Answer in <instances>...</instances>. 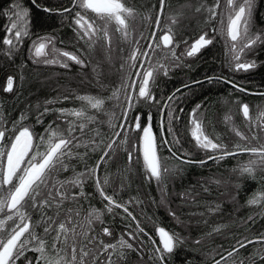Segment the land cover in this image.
I'll list each match as a JSON object with an SVG mask.
<instances>
[{
  "label": "trees",
  "instance_id": "16d2710c",
  "mask_svg": "<svg viewBox=\"0 0 264 264\" xmlns=\"http://www.w3.org/2000/svg\"><path fill=\"white\" fill-rule=\"evenodd\" d=\"M223 0H220V3ZM14 2L21 3L23 7L30 10V35L23 40L11 55L8 48L2 42L6 38V28L10 25V9ZM127 7L133 10V16L127 18L128 39H123L121 34L111 29V47L108 48L103 39L91 49L81 40H78L74 31L73 19L75 11H82L78 7L72 12L50 14L43 11V8L63 10L72 8V0H0V114L5 121V127L11 128L13 123L19 120L22 114L27 119L22 122V126H28L37 135L44 134L45 128L50 123L53 127L59 125L61 130L67 125L58 119L56 112H50L43 117V123L37 124L36 119L40 112H43L45 102L54 100L56 103L48 105L49 108H80L82 102L76 99L77 96H97L105 99L103 110L97 112L89 109L88 114L95 116L96 122L89 125L90 129L85 133L84 138L89 139L94 132H99L96 139L105 143L113 138L115 131H120L119 123L122 117L120 101L108 99L112 92L119 88L125 80L131 83L136 78L134 69L130 67L127 59L131 47L136 46L139 40V53L148 50L151 60L155 62L159 57L166 60L170 53L161 48L153 52L148 49V44L152 41V33L156 32V40L159 43L157 34L165 30L161 26L166 24V17L173 21L167 24L171 28L176 55H180L183 63H174L169 67L167 76L159 74L152 87L156 98L161 101L157 104H146L140 102L134 111L130 113L132 118L137 113H142V123H147V113L152 112L153 131L157 137L158 155L162 157V166L169 169H177L175 174L169 173L165 178L166 189L163 195L161 188L154 180L146 179L148 173L145 172L142 158L138 151L134 153L131 163L124 155L122 147L119 153H109L105 162L100 165L97 175L103 178L107 176L109 184L105 186L108 195L121 204H126L128 210L139 221L143 233L138 235V240L133 241L128 236V232L137 234L136 222L131 220L122 208L114 209L112 213L105 210L107 201L103 200L96 191L93 180H88L84 185L85 196L77 202L66 201L64 208L78 209L80 216L77 223L84 222L89 210L97 209L102 212V222L93 221L91 231L88 236L97 237L93 245H88L87 240L82 236L78 237L77 247L86 246L89 251L85 257V264H107V253H102L99 241L106 244L116 243L123 235L125 240L133 244L136 251L126 250L125 258L117 260L113 254V260L117 264H159L158 260H149L150 256H155V247H161L160 241L155 234V225H160L170 233L176 234L180 238V243L171 254L166 255L164 264H215L217 260L221 264H264V200L257 205H250L248 201L258 195L264 194V165L259 163L254 166V175L241 174L240 168L257 159L248 153H239L229 156L224 160H207L206 151L200 150L190 134L191 125L189 117L196 105H201L197 113V118L202 121V126L206 135L215 142L223 143L229 151H234V146L241 147H261L253 146L251 138L255 136L259 129L258 124L253 126L254 120L261 122L262 138L264 140V43L258 44L248 53L249 60L255 61L256 67L245 71H232V67L226 65L222 57L221 40L218 38L212 23L220 18V9H217V17L208 20V12H204L205 7H212L216 0H165L163 11L161 12L160 0H121ZM38 5V6H37ZM159 5L160 26L156 27L155 14ZM200 8V11L196 9ZM82 14L83 11H82ZM94 14L87 13L89 19ZM207 19V26H203ZM204 21V22H203ZM97 24L98 21H97ZM253 27L262 29L259 33L264 34V0H255L252 14ZM251 26V27H252ZM167 28V29H168ZM209 34L212 43L202 48L195 56L187 57L183 55L184 47L198 33ZM142 34V35H141ZM55 37V46L61 51H68L80 55L85 60L82 67L73 62H69L68 68L59 65H46L43 58L34 59L30 49L32 42L38 37ZM52 58L51 50L48 49ZM145 64L147 58H143ZM155 60V61H154ZM139 61H137L138 63ZM171 62V63H172ZM137 65V64H136ZM123 66V67H122ZM14 80L13 90L6 92L4 85L8 79ZM209 78L211 82H209ZM218 78V79H217ZM225 80L244 88L246 91H238ZM199 82V83H197ZM188 83V84H187ZM189 85V87H185ZM177 89V101L173 105L174 115L179 119H174L171 127L176 133L180 143L173 145L172 136L167 131V111L164 113L165 120L164 138L169 141V146H159L161 139V129L159 122L162 117L160 109L167 97ZM63 97H68L67 100ZM123 99V95L121 98ZM249 106V118L242 114L241 106ZM39 106V107H37ZM180 109L183 111L181 112ZM223 112L231 117L233 127L240 129L247 140H240L234 132H231L220 119ZM112 118L113 128L109 124ZM159 121V122H158ZM248 135L246 136V133ZM257 132V133H256ZM77 134H79L77 132ZM134 134V133H132ZM121 137L116 138L117 141ZM250 138V139H249ZM84 153L85 149H78ZM191 159L193 161L207 160L203 166L197 163H181V159ZM187 153L188 156L183 154ZM103 155V149L95 152L89 151L84 160H72L77 172L84 171L85 168H93L96 162ZM73 175L72 169L63 172L58 179L64 180ZM79 192L78 188L72 189ZM190 193V197L185 199L182 194ZM132 201V203H128ZM218 206V207H217ZM215 208V211H210ZM175 213V216L171 215ZM33 221L40 220L41 213L33 210L31 213ZM47 215H54L53 210H47ZM251 217L252 219H249ZM64 213L61 212L57 223L64 220ZM75 219V218H74ZM225 225L219 232H213V228ZM108 227L112 233L110 236L103 234V228ZM87 226H85L86 230ZM80 231L81 229H77ZM37 233L42 234L43 229L38 227ZM151 238V239H150ZM155 241V244H153ZM199 241V243H197ZM255 241L241 248L239 252L228 257V253L238 247V242ZM49 251L50 240H49ZM111 251V250H109ZM38 253L27 252L26 257L35 262ZM97 259H93V256ZM142 256V258H141ZM221 257L225 259L221 260ZM17 264H25V259L21 258Z\"/></svg>",
  "mask_w": 264,
  "mask_h": 264
},
{
  "label": "snow or ice",
  "instance_id": "6c2138e0",
  "mask_svg": "<svg viewBox=\"0 0 264 264\" xmlns=\"http://www.w3.org/2000/svg\"><path fill=\"white\" fill-rule=\"evenodd\" d=\"M32 2L35 4V0H32ZM72 3V8L57 10L45 7L43 11L50 14L63 15L74 11L76 7L81 9L84 14H82V11H75L73 19L74 31L78 40L84 41L89 49L93 48L100 39L105 41L108 48L111 47L109 27L112 24L116 26V31L121 34L123 39H128L127 18L133 16L134 13L132 9L125 7L121 0H72ZM254 3L255 0H226V10L220 13V34L225 36L229 42L230 61L233 65L232 71L247 72L249 69L255 68V61L242 62V57L252 51L258 44L264 43V34L259 32L251 34L250 32ZM164 5L165 0H160L161 12ZM219 7L220 0H216L212 7L206 9L209 14V20L216 19ZM196 10L200 11L201 9L197 8ZM89 11L95 15L94 19L87 17ZM10 12L9 19L11 23L6 28L7 35L2 42L7 46L9 55L23 43L25 38L29 37L31 24L30 10L23 7L21 3L14 2ZM97 20L100 21L99 24H97ZM155 23L156 27L159 28V15ZM213 31L216 30L214 29ZM170 33L171 28L159 38V43H153L152 41L156 40V32L154 31L152 33V41L148 44V49L155 52L157 49L163 48L170 53L173 61L178 62L180 57L175 52V48L178 45L174 43L173 35ZM212 42V38L205 32L186 49L183 55L187 57L195 56L202 48L207 47ZM136 44L137 46L139 45V40L136 41ZM49 48L52 58H48ZM30 52L34 59L43 58L42 62L46 65H59L63 68H68L70 66L69 62L82 67L85 65V60L80 55L56 48L55 37L52 36L38 37L32 42ZM138 52L139 48L137 47L132 52L129 60L132 68L137 67V61L140 62L139 68H137L135 73L139 82L132 80L131 83H128L125 80L108 97L110 100L117 99L120 101L122 117L119 118L120 131H115L113 138L107 143L96 139L99 136V132H94V135L89 139L84 138L86 132L94 131L89 128V125L96 122L95 116L89 115L88 110L92 109L97 112L103 110L105 99L101 97L77 96L76 99L82 102V107L80 108L53 109L49 108L48 105L54 104L56 101H46L43 112H40L37 116L36 123L42 124L43 117L54 111L58 114L57 118L66 123L67 127L61 130L59 125L53 127V124L50 123L45 128L44 134L40 135L34 133L30 127L22 126V122L27 119L26 115L22 114L19 120L13 123L9 129L4 126L5 121L2 114H0V264H17V261L21 258L25 259V264H85V257H88L90 252L85 250L86 246H80L78 250L77 240L78 237L82 236L87 240L88 245H93L97 241L96 236L89 238L88 231L92 230L93 221L102 222V212L97 209H91L84 222L78 224L79 210L73 208L65 209L64 204L66 201L77 202L81 197H84V185L88 180L94 181L96 191L103 200L107 201L105 210L108 213H112L114 209L122 208L123 212L136 222L137 234L127 233L131 240H138L140 233L147 235L144 229L140 227L139 221H136V217L128 210L127 205L118 203L113 196L106 193L105 186L109 184L107 176L101 178L97 175L100 165L105 162V158H110L109 153H114L117 147L127 144L130 132L140 133L139 151L142 154L145 172L148 173L146 179L154 180L161 188V202H163V195L166 189L165 178L169 173L175 174L177 172V169H169L162 166L161 161L163 158L158 155L157 137L153 131L152 112L149 111L147 113V123H142V113H137L134 117V122L130 123L133 120L130 113L135 110L140 102L149 105H159L161 103L153 93L151 85L155 83L160 73L167 76L169 71L168 65L160 61L150 67H145V60L142 57L147 58L150 64L152 58L149 56L148 50L139 53V55ZM211 79L209 78V82H211ZM224 82L231 84L238 91H246L232 81L225 80ZM13 84V78L8 77L5 91L11 92ZM185 87H189V85H185ZM180 91V89H177L169 95L160 109L162 119L160 121L161 139L159 146H169V141L164 138L163 132L165 111H167V131L172 136L171 143L173 145H179L180 143L171 127L173 120L179 119L178 115H174L176 110L173 105L176 103L178 99L177 93ZM261 94L264 95V93ZM121 95H123V99H120ZM63 99L67 100L68 97H63ZM200 107L201 105H196L190 114V134L198 148L213 153L207 157V160L218 162L229 156L246 152L257 159L243 165L240 168V172L242 175L245 173L250 176L254 175V166L258 163L264 165V146L246 148L237 144L234 146V151H229L226 145L215 142L205 134L202 121L197 118ZM241 110L243 116L246 119L249 118V106L243 104ZM180 111L182 112L183 110L180 109ZM261 115L264 116V113ZM230 120V116L225 117V123L230 122ZM109 124L113 128L116 127L115 124H112L111 117ZM232 131L241 140L248 139L235 127H233ZM122 134L123 139L117 141L116 138L121 137ZM252 138L255 139L256 137L253 136ZM81 148L85 149L84 153L77 151ZM101 148L103 149V155L100 156L95 167L85 168L84 171L80 172L75 170L74 165L71 164L72 160L82 161L89 151L95 152ZM136 150L137 146L133 144L132 151L128 152L130 163ZM169 151L171 152V146H169ZM183 155L188 156L187 153ZM173 157L181 159V157H176L175 153H173ZM207 160L181 159V163H197L203 166L207 163ZM70 168L73 172L70 178L58 179L61 173L69 171ZM74 188H78L79 192H73L72 189ZM190 195V193L182 194L185 199H188ZM261 200H264V194L250 199L248 203L257 205ZM128 203H132V201ZM49 209L53 210L54 215H47V210ZM33 210L41 213L40 220L33 221L30 214ZM209 210L215 211L216 209L210 208ZM61 212L64 213L65 219L57 223ZM170 214L175 216V213L170 212ZM249 219L252 218L249 217ZM85 226H87L86 230ZM38 227L43 229L42 234L37 233L36 229ZM78 227L81 229L80 231L77 230ZM224 227L226 226L220 225L213 228L212 231L219 232ZM156 231L162 247H155L154 252L156 255L154 257L150 256L149 260H158L159 264H164L166 255L173 253L181 241L176 234L170 233L163 227L157 228ZM103 234L110 236L112 233L108 227H104ZM260 239H264V237ZM49 240L51 251H49ZM254 242H238V247H234L233 251L227 254L228 257H232L241 248ZM153 244H155V241H153ZM99 247L102 253H107V264H117V261L113 260V254L116 255L117 260H123L126 250H137L132 243L124 239L123 235L116 243L112 244H106L100 240ZM29 251L38 253L35 257V262L26 257V253ZM97 258V256H93L94 260ZM260 258L264 259V256ZM223 259L225 257H221V260ZM215 264H221V261L217 260ZM240 264H244V262L241 261ZM253 264H255V261H253Z\"/></svg>",
  "mask_w": 264,
  "mask_h": 264
},
{
  "label": "rangeland",
  "instance_id": "374dc122",
  "mask_svg": "<svg viewBox=\"0 0 264 264\" xmlns=\"http://www.w3.org/2000/svg\"><path fill=\"white\" fill-rule=\"evenodd\" d=\"M126 7V6H125ZM206 9H207V7H205L204 8V10H203V13L204 12H206ZM219 9H220V13L222 12V11H225L226 10V0H223V1H221V3H220V7H219ZM208 16V15H207ZM93 18H95V15L93 16ZM209 20V19H208ZM98 21V23H100V21L99 20H97ZM173 21V19L172 18H170V17H166V24H164V26H161V29H163V30H165V31H167L169 28L167 27V24L170 22H172ZM204 22V21H203ZM207 19H205V22H204V24H203V26H205V27H208L207 26ZM220 23H221V16H220V18H218V20L215 22V24H213L212 23V26L214 27L213 29H215L216 31H215V33L217 34V36H218V38L221 40V47H222V57H224V60L226 61V65L228 66V67H233V65H232V63H231V61H230V57H231V53H230V51H229V42H228V40L226 39V37L225 36H223V35H221L220 34ZM225 25H226V20H225ZM112 26L114 27L113 28V30L114 29H116V26L114 25V24H112V25H110V27H109V34H111V29H112ZM252 26V25H251ZM168 28V29H167ZM260 30H262V29H260ZM260 30H259V28H256V27H251V29H250V32H251V34H255V33H257V32H260ZM165 31H161V32H159L158 34H157V38L159 39V35L161 34V33H164ZM201 34H203V33H198V35L197 36H195V38H193L191 41H189L188 42V44H186V46L184 47V52L186 51V49H188L189 47H190V45L192 44V43H194L195 42V40L196 39H198L199 38V36L201 35ZM133 48H137V45L136 46H134V47H131V49L129 50L130 51V53H131V50L133 49ZM249 52H251V51H249ZM248 52V53H249ZM130 53H129V56L127 57V59H128V61H129V63L131 64V61L129 60V57H130ZM141 53V52H140ZM248 53L245 55V56H243L242 57V62L243 61H247V60H249V58H248ZM178 57H180V60L178 61V62H180V63H183L184 62V59L180 56V55H178ZM168 59H171V57H168ZM155 61V60H154ZM157 61H160V62H163V63H165L166 65H168V68L169 67H171L172 65H174V63L172 62L173 60H166L165 58H163V57H159L155 62H153L152 60H151V64L149 63V61H147L146 62V64H145V67H150L152 64H155ZM172 62V63H171ZM175 63H178V62H176V61H174ZM129 64V65H130ZM136 64H137V62H136ZM148 65V66H147ZM134 69V68H133ZM160 74H163V73H160ZM134 80H137V83L139 82L138 81V78L136 77ZM5 86H7V81H6V83L4 84ZM225 114H228V113H226V112H223V114L221 115V117H220V119L222 120V123L224 124V126H226V129L228 128L231 132H233L232 131V129H233V123H232V121L230 120V122H228V123H225V117L227 116V115H225ZM189 120H190V117H189ZM255 121V120H254ZM131 122H134V118H133V120L132 121H130V123ZM254 123V122H253ZM257 123V122H256ZM261 122L259 121L258 122V127H257V129H259V131H258V133H257V137H260L261 139H263L262 138V128H261ZM241 132V131H240ZM246 133V136L248 135V133L247 132H245ZM121 139H123V134L121 135V138H120V140ZM250 139V138H249ZM261 139H257V138H255V139H253V138H251V143H252V145L253 146H255V145H257V146H264V140H261ZM138 140H139V133H134V134H132L131 132L129 133V135H128V141H127V144L126 145H124V146H121V147H117V149H116V151H115V153L117 154V153H119V151H120V149L123 147L124 148V155H126V159H127V162L129 161V159H128V152L129 151H132V146H133V144H135L136 146H137V150H136V153H137V151L139 150V144H138ZM114 154V153H113Z\"/></svg>",
  "mask_w": 264,
  "mask_h": 264
},
{
  "label": "water",
  "instance_id": "95a60500",
  "mask_svg": "<svg viewBox=\"0 0 264 264\" xmlns=\"http://www.w3.org/2000/svg\"><path fill=\"white\" fill-rule=\"evenodd\" d=\"M157 12H156V14H155V21H156V18H157V16H158V14L160 13V8H159V5L157 6ZM154 24H156V23H154ZM164 33H161L160 35H159V38L163 35ZM134 49L135 48H133L132 50H131V53H130V56H131V54H132V52L134 51ZM139 135H140V133H139ZM138 144H139V140H138ZM138 154L140 155V157L142 158V154H141V152L138 150ZM142 163H143V159H142V161H141ZM159 227H161L160 225H155V230L157 229V228H159ZM155 234L157 235V237L159 238V236H158V234H157V231H155ZM159 241H160V239H159ZM160 243V246L162 247V245H161V241L159 242Z\"/></svg>",
  "mask_w": 264,
  "mask_h": 264
},
{
  "label": "flooded vegetation",
  "instance_id": "af4514ba",
  "mask_svg": "<svg viewBox=\"0 0 264 264\" xmlns=\"http://www.w3.org/2000/svg\"><path fill=\"white\" fill-rule=\"evenodd\" d=\"M139 63L140 62H138L137 63V67L136 68H134V72L136 73V71H137V68H139ZM148 66V65H147ZM188 84V83H187ZM258 119L259 118H256V120H255V122H254V124H253V126L255 125V124H258ZM159 122V121H158ZM257 122V123H256ZM159 124H160V122H159ZM190 124V123H189ZM256 126V125H255ZM236 128V127H235ZM191 129V128H190ZM237 130L240 132V129H238L237 128ZM158 132H161V129H158ZM161 134V133H160ZM239 139H240V137L239 136H237ZM241 140V139H240ZM248 148V147H247ZM255 148H260V147H255ZM200 149V148H199ZM200 150H202V149H200ZM202 151H204V150H202ZM206 153H208L209 155H212L213 153H211V152H206ZM209 155H207V156H209Z\"/></svg>",
  "mask_w": 264,
  "mask_h": 264
}]
</instances>
